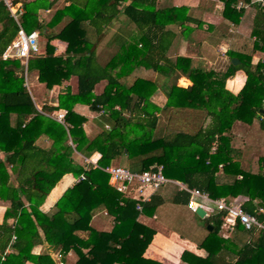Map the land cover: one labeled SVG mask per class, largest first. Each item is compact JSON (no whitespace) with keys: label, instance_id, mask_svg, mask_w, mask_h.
Here are the masks:
<instances>
[{"label":"trees","instance_id":"1","mask_svg":"<svg viewBox=\"0 0 264 264\" xmlns=\"http://www.w3.org/2000/svg\"><path fill=\"white\" fill-rule=\"evenodd\" d=\"M55 1L21 2L25 13L20 24L27 33L38 31L46 41L45 53L28 62V71H36L39 82L51 90L77 77L76 92L68 89L59 95L57 107H42L49 115L66 110L64 124L36 108L25 86L21 60L4 58L17 39L19 25L0 0V152L6 157L0 161V200L8 203L0 224V264H58L48 252L33 253L35 247L44 245L60 254L64 264L71 251L78 256L75 264H163L144 256L155 232L137 222L142 214L153 217L164 203L157 193L160 189L141 213L136 210V200L124 199L103 170L122 156L138 172L163 166L167 179L180 175L173 180L208 193L212 199L239 205L264 224L258 208L264 209V157L259 159L257 173H252L231 146L235 123L252 125L258 120L264 128V8L256 7L254 40L242 51L227 52L229 61L221 70L195 66L189 57L168 56L178 35L170 26L177 25L182 36H187L193 32L187 23L196 28L201 25L187 15L186 8H159L157 0H65L66 5L49 21L41 20L39 12L52 9ZM221 1L224 17L239 23L243 11L236 9L237 0ZM122 16L132 30L122 29ZM116 23L120 26L107 43L117 49L108 61L101 62L98 49ZM56 40L66 43L64 52H57ZM139 70L152 71L157 77L139 76ZM239 72L246 81L235 95L226 84ZM181 76L192 85L179 87ZM102 82L106 86L97 94ZM158 90L166 97L163 110L151 100ZM77 105L103 111L96 121L100 131L95 137L86 134L83 124L87 118L75 112ZM179 108L205 112L206 119L196 132L160 125V111ZM43 137L51 142L49 146L38 145ZM75 152L87 158L100 153L98 167L81 164ZM66 174L78 182L58 200L53 213L41 212L40 206ZM182 193H177L173 203L185 196L187 205L189 194ZM102 210L115 217L110 232L91 227L95 213ZM209 220L213 231L200 246L211 258L184 251L183 262L264 264L262 232L243 230L239 225L232 241H224L219 237L222 214ZM13 236L17 239L11 244ZM221 253H227L230 261Z\"/></svg>","mask_w":264,"mask_h":264},{"label":"crops","instance_id":"2","mask_svg":"<svg viewBox=\"0 0 264 264\" xmlns=\"http://www.w3.org/2000/svg\"><path fill=\"white\" fill-rule=\"evenodd\" d=\"M29 1H33V0H29ZM242 1H247V0H237L236 5ZM255 1L257 0H251V1L248 0V2L251 3L250 8L246 11H243V15L240 17L239 23H233L224 17L225 4L221 0H157V4L159 8H172V7L186 8L188 10L187 15L201 22V25L198 28H196L197 25H192L191 23H187V25H189L190 28L193 27V32L187 36H182V33L179 32L177 25H173L169 27L171 30L176 31L178 35L172 47L169 50L168 56L170 58H176L179 56L189 57L192 59V63L195 66H197V65H201L203 61L206 59V56H202V53L204 54V52L205 53L219 52L220 56L216 59L217 62H214L213 68L224 70L229 61L227 52L231 50L242 51L245 48V44H247L249 40L251 41L254 40L251 38V33L253 28L254 16L257 12L256 7L258 6V4ZM64 5H66L65 0H56L52 9L45 11L42 10L39 12L40 19L44 20L45 22L49 21L52 18L55 11L63 7ZM121 19L124 20L122 21L121 24L122 29H125V31L132 30L133 26L129 24L126 17L122 16ZM119 26L120 24L116 23L114 26L108 29L107 38L103 43H101V46L98 49L101 62L108 61L110 56L112 55L111 54L108 57H104L107 51L110 52L116 51L117 49L116 46L110 45L107 42L110 39V37L113 35V33L117 32ZM53 44L56 46L58 53L64 52V50L66 49L65 42L56 40L53 42ZM44 45L46 46V41ZM258 58L259 56H254L255 60H257ZM222 60H223V64H220ZM21 63L24 65V67L27 68V72H31L28 71V66H25L23 61H21ZM32 72L34 76L32 78V86L34 89L38 91V94L42 98L41 105L37 104L34 95L30 91V85L26 73H25V81H26L25 86L29 90L31 97L34 101V104L39 111L40 108H42L43 106L57 107L59 104V100H58L59 95L64 94L68 89H70L73 93L76 92L78 80L77 77H73L70 81L63 83L61 86H55L51 90L47 89L48 92L45 95H42L43 83L39 82L38 73L36 71H32ZM143 72L147 73L150 71L139 70L137 74L139 76H143ZM156 77L157 76L154 75V79ZM245 81H246V76L242 72H239L233 79L227 81L226 89L232 92L233 94L237 95L240 92V90L243 88ZM177 84L181 88H188L189 86L192 85V82L187 77L181 76ZM43 85L45 86V84ZM105 86H106L105 82L99 84L97 86L96 93L97 94L102 93ZM156 94L157 95L161 94V96H163L162 99L164 100V102H162L159 105L156 104L163 110L166 104V97L161 90H158ZM63 110L64 109H59L58 111H55V113ZM74 110L75 112L87 118V122L83 124V128L86 134H88L91 137H95L100 131V127L98 125V122L96 121L100 119V116L103 113V111L98 113L93 112L89 109V107L83 105H77ZM174 111L175 109H171L166 113L165 111L163 112L160 111L157 114L160 118V124L162 121L161 117H163L162 116L163 114L166 115L169 113L173 115ZM171 124H172V120H171ZM237 124H242L244 126L249 127L248 129H250L252 133L254 132V134H256L257 140L256 139L249 140L245 136L243 137V135H239V133H235L236 131L235 126ZM106 128H109L108 125H106ZM260 138H264V128L261 126L260 121L258 120H256L252 125H247L237 122L233 126L231 146L235 151L240 153L241 158H239V160L242 163V166L246 170L252 173H257L259 167V159L261 157H264V146L263 147L261 146L264 143L259 141ZM37 143L38 145L41 146H49L51 144V142L45 137L40 138L37 141ZM69 144L73 146L71 141L69 142ZM258 147L261 148L257 150ZM75 155L78 157V160L81 164H85L89 167L92 166L93 168H96V166L91 162H87L86 159L93 160L96 158L95 156H99V155L101 156L100 153H95L90 158H87L78 152H75ZM123 158H127V157L122 156L115 159L114 161H112L110 166H114V163L117 162L118 159H123ZM1 160H6V157L2 152H0V161ZM130 170H132L133 172L140 171V169L134 171L132 167L130 168ZM9 172L11 174L12 180L14 181L15 177L13 173H11L10 170ZM78 180L79 179L75 178L72 174H66L61 179V181L53 188V190L46 198L44 203L40 206L39 210L45 214L53 213L55 211V204L58 202V200L63 196V194L68 189L72 188L78 182ZM177 182L179 181L167 183L164 186H162L160 190L157 192L158 196L164 200V203L157 209L153 217H148L142 214L137 219V222L146 225L155 232L153 240L149 245V247L147 248V250L145 251L144 256L148 259L158 261L163 264H188L181 260V256L184 251H190L191 253L205 260H209L211 258V254L205 249H203L200 246V244L204 239H206L209 236V233L213 231V229L212 230L208 229V227L211 226L208 225L209 221H211L209 219L215 217L219 213L210 211L208 217L201 218L205 222V226L203 227L198 226L195 223L193 224H195L197 228L187 227L190 231V237L189 235L185 236L179 234L169 228L166 229L167 227L165 225L159 224L154 221L159 218V215L165 205H171L168 206L167 209L169 212L173 211L175 213L182 211L181 207L182 208L184 207L186 208V213L195 217L194 215L196 213L190 211L187 208L185 196L182 198V200L173 203L174 197L178 195L177 193L180 192L182 193V190L177 185ZM109 184H110V179H109ZM184 192L185 191H183V193ZM255 205L258 206L257 203H255ZM7 207H8V203L0 200V224H2L4 221V216ZM258 208L260 209V212L264 214V209L260 207ZM9 222L12 223V220ZM114 224H115V217L113 215L108 214L106 210L96 212L91 220V227L98 231L110 232L113 229ZM237 230L239 229L236 228L235 231L232 232L228 238H225L223 236V232L220 229L219 237L224 241H232L231 238L234 236ZM78 234L81 237L86 236V233L83 232H79ZM42 252H48L51 255L55 256L58 262V259L56 257L57 254H55V252H52L47 245L35 247L33 251L34 254H41ZM220 256H224L223 253H221ZM231 256L233 257L232 260H234L235 255L231 254ZM224 257H226L228 261H230L231 259L227 253L226 256ZM77 259L78 256L76 255V253L71 251L70 253H68V255L65 258V264H75ZM26 264H35V263L27 262Z\"/></svg>","mask_w":264,"mask_h":264},{"label":"built area","instance_id":"3","mask_svg":"<svg viewBox=\"0 0 264 264\" xmlns=\"http://www.w3.org/2000/svg\"><path fill=\"white\" fill-rule=\"evenodd\" d=\"M5 7L10 12L11 16L19 25L17 39L8 48L5 59H20L25 66H28L30 58L38 56L40 34L38 31L27 33L20 24V18L25 13L24 7L20 2L15 0H1ZM251 1V0H250ZM260 8H264V0L255 1ZM251 3L247 1L239 2L236 5L237 10L246 11L250 8ZM40 112L53 118L54 120L65 123L66 111H59L53 114H46L40 108ZM101 156H97L93 160L86 159L87 162L93 163L98 167V161ZM110 177L112 187L122 195L124 199H135L136 210L140 213L143 210V205L150 202L152 196L165 184L174 181L168 180L163 174V166H158L156 170L147 168L142 172H133L132 170L120 167L110 166L103 169ZM177 185L182 191L189 194L187 208L196 213L201 209L205 211L204 218L209 216L210 211L222 214L221 231L223 236L228 238L240 225L245 230L256 229L264 234V224L261 223L255 216L244 211L239 205H232L226 202L225 199H212L208 193L201 192L198 189H190L185 184L177 182ZM16 236H13L12 243L16 241ZM58 264H64L61 260V255H56Z\"/></svg>","mask_w":264,"mask_h":264},{"label":"rangeland","instance_id":"4","mask_svg":"<svg viewBox=\"0 0 264 264\" xmlns=\"http://www.w3.org/2000/svg\"><path fill=\"white\" fill-rule=\"evenodd\" d=\"M21 2L24 1H29V0H20ZM63 5V3H62ZM61 5V6H62ZM45 40L43 37H40L39 41H38V45H39V52L38 55H41L45 52ZM177 50V49H176ZM112 52L107 51V53L104 55V57H108L109 55H111ZM219 52H204V54L202 53V56H206V59L203 61V63L201 64V66L205 69H209L214 67V62H217L216 59L220 56ZM208 58V59H207ZM210 59V60H209ZM222 59V58H221ZM220 64H223V60L221 61ZM225 64V63H224ZM216 66V65H215ZM25 73L27 74V79L30 85V91L31 93L34 95V98L36 99V102L38 105L42 104V98L41 96L38 94V91L36 89L33 88L32 86V78L33 76V72H27V68L25 67ZM146 74V75H144ZM154 75H156L155 73H153L152 71L150 72H143V76H145L146 78H150V79H154ZM42 95H45L48 90L46 88V86H44L42 84ZM163 96H161V94L159 95H153L152 97V102L156 105V104H161L162 102H164V100L162 99ZM163 117H161L162 121L161 124L164 125H169V127L173 128V129H177L180 131H185L187 133H194L196 132L200 126L204 123V119L205 118V112L201 109H191V108H179V109H175L174 114H163ZM171 120H172V124H171ZM249 127L244 126L242 124H237L235 126V133H239V135H243V137L245 136L246 138L250 139H256V134H254V132L252 133L250 131V129H248ZM241 133V134H240ZM257 140V139H256ZM259 141H261L262 143H264V138H260ZM262 147L264 146L261 145ZM261 147H258L257 150H259ZM114 166H120V167H125L130 169L131 165L128 161L127 158H123V159H118L117 162L114 163ZM180 175H171L169 177L172 178L168 179L173 181V179H179ZM168 206L171 205H165L159 215V218L154 220L155 222L159 223V224H163L165 225L167 228L166 229H171L179 234L182 235H189L190 237V231L187 227H194L197 228L196 225L198 226H205V222L203 221V219L199 218L196 214L194 215L195 217L191 216L190 214L186 213V208H182L180 212H173V211H168ZM179 208V207H177ZM199 218V219H197ZM195 223V224H193ZM187 229V230H186ZM205 229V227H204ZM207 229V226H206ZM187 233V234H186ZM193 237V236H192ZM76 260V259H74Z\"/></svg>","mask_w":264,"mask_h":264},{"label":"water","instance_id":"5","mask_svg":"<svg viewBox=\"0 0 264 264\" xmlns=\"http://www.w3.org/2000/svg\"><path fill=\"white\" fill-rule=\"evenodd\" d=\"M238 63H239L238 60H233V64L237 65ZM196 214H197V216H199L200 218H204L205 215H206L205 211H203V210H201V209L197 210ZM208 229H209V230H212L213 228H212L211 226H209Z\"/></svg>","mask_w":264,"mask_h":264}]
</instances>
